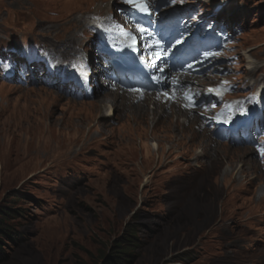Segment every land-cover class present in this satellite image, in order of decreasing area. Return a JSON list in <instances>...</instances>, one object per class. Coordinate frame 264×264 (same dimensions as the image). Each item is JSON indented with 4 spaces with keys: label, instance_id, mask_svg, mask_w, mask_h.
Wrapping results in <instances>:
<instances>
[{
    "label": "rangeland",
    "instance_id": "374dc122",
    "mask_svg": "<svg viewBox=\"0 0 264 264\" xmlns=\"http://www.w3.org/2000/svg\"><path fill=\"white\" fill-rule=\"evenodd\" d=\"M215 2L227 5L221 15L232 13L240 28L225 51L237 53L236 63L219 58L224 76L232 71L245 87L264 86V0ZM124 3L0 0V47L29 43L25 54L46 57L41 44L64 60L85 51L100 79L91 99L44 84L0 82V264H264V168L252 146L217 143L205 128L196 130L197 120L203 127L196 112L208 99L199 86L177 88L184 97L193 95L196 107L191 116L197 120L183 133L154 121L136 126L119 105L113 112L109 100L99 112L72 109L106 92L108 84L100 83L109 77L95 72L98 66L109 70V60L93 48L98 42L111 48L117 40L91 31L88 14L108 12L115 27L119 16L127 19L115 11ZM170 6L174 0L159 4L155 15L180 12ZM69 39L73 45L65 50ZM202 72L197 83L208 82ZM119 85L114 87L136 90ZM187 99L178 101L181 108ZM192 132L204 137L200 143L190 140ZM125 239L135 248L120 255Z\"/></svg>",
    "mask_w": 264,
    "mask_h": 264
},
{
    "label": "bare ground",
    "instance_id": "6f19581e",
    "mask_svg": "<svg viewBox=\"0 0 264 264\" xmlns=\"http://www.w3.org/2000/svg\"><path fill=\"white\" fill-rule=\"evenodd\" d=\"M90 18L91 17L89 16L88 20ZM119 18L122 20V23L120 24V25H122L124 23V21H126V18L124 19V16H122V17L119 16ZM113 23L115 24V26H119L116 22H113ZM83 25H85V24L82 23L81 26H83ZM90 25L91 24H89L90 29H92L91 31H93L94 33L97 34L98 31L94 30L93 25H91V26ZM85 27H87V25ZM105 33L107 35H111V37L115 36L117 38L116 41H113V46H111L112 49H117L119 47V43H118L119 42V34L117 33V31L112 30V31H107ZM108 40H110V39L108 38ZM112 40H115V39H112ZM60 43H62V42H60ZM64 45H65V50H66L69 47H71V45H73V42L71 39H69V40L65 41ZM65 50L63 51V53L65 52ZM58 52L61 53L60 49H58ZM78 53L79 52H75L73 55L78 54ZM167 54L169 55L168 52H167ZM168 55L164 58V60H167ZM97 61L99 62L98 59H97ZM203 66L207 67L206 65H203ZM203 66H201L200 68H202ZM98 67H96V72H95L97 74L99 73V74L105 75L109 78L112 75H115L113 73V71L99 70ZM202 69H204V68H202ZM170 71H171V69H170ZM170 71L167 70L165 73L159 75V80H160L159 88L164 90L165 86L166 87L168 86V88L172 87L174 89V91L171 92L172 100L165 99L162 95H158V94L157 95H147L145 93L146 91L157 92V88H153V87L149 88L146 85H144L140 80H137V79H132V81L135 82L136 83L135 85L140 88L139 90L117 89L114 87L116 82H119V84H120L119 86H122V87L127 88V89H129L130 85H133L128 80H119L117 78V79H111L110 81H108V85H107L106 90H105L106 92L101 94L95 100L94 103L89 104V105L87 104V105H81V106H72V109L73 110H79V111L91 109L92 111L99 112V111H101L103 106H106V100H109L110 104H111V105L110 104L109 105L112 107L110 109L113 112H114L113 108L116 105H119L118 108L120 109V112H122L124 114L123 116H125V119L128 122H131L136 126L145 125V124L147 125L148 123H151L152 121H154L155 125H163V126H166L168 129H171L172 131H180L183 133L184 131H187L185 129H187V128L189 129V127L194 122L193 120L196 119V118L191 116L193 111L196 109V107H194L195 106V104L193 103L194 100L192 101L191 104H189V102H188V100L190 98L193 99V97H192L193 95L190 96V94H188V96L184 97L182 95V93L180 92V90H177V88H179L182 85H185V83L189 82L190 80H193L195 76L189 75L191 73L190 70H185L186 74H184L182 72H175L174 73V72H170ZM199 73H200V71H199ZM180 75H185V76H180ZM121 83H124V84L122 85ZM184 89H186V91H190L188 93H191V90H189V87L184 88ZM121 90H124V91H121ZM97 92H98V90L93 92L91 94V97L92 98L95 97L98 94ZM95 93H96V95L94 96ZM183 98H185V99L188 98L187 99V105L185 106L184 109L181 108V105L179 106V104H178V101L181 102V99H183ZM203 98H205V100L207 99L205 96ZM205 100L199 99V102H201V101L205 102ZM183 103L185 105L184 100H183ZM187 106H189V107H187ZM172 119H173V121H172ZM180 119H182L181 122L179 121ZM197 123H198V125H197L196 130L199 131L202 127L199 125L198 120H197ZM197 135L199 137H197ZM202 137H203L202 135L196 134L195 132H192V134L190 133V140L191 141L199 138L197 140V142L200 143L199 140L202 139ZM158 148L159 147L157 146V149ZM206 148L208 149V144L205 147V149ZM241 151L240 152L242 154L245 153V151H243V150H241ZM240 152H238V153H240Z\"/></svg>",
    "mask_w": 264,
    "mask_h": 264
},
{
    "label": "trees",
    "instance_id": "16d2710c",
    "mask_svg": "<svg viewBox=\"0 0 264 264\" xmlns=\"http://www.w3.org/2000/svg\"><path fill=\"white\" fill-rule=\"evenodd\" d=\"M129 232H130V235H128V237L133 238L135 236L134 234H135L136 230L131 229ZM124 241L126 244L124 246H122V249H121L122 251L117 252V253L120 255H129V253L132 251V249L135 248V244H134V242L129 241L128 239H125ZM0 250H1V247H0ZM115 258L121 259L119 257H115Z\"/></svg>",
    "mask_w": 264,
    "mask_h": 264
}]
</instances>
